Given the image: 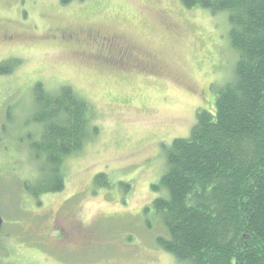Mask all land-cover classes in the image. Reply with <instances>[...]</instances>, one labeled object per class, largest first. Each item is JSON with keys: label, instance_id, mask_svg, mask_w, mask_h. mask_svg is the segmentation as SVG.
<instances>
[{"label": "rangeland", "instance_id": "1", "mask_svg": "<svg viewBox=\"0 0 264 264\" xmlns=\"http://www.w3.org/2000/svg\"><path fill=\"white\" fill-rule=\"evenodd\" d=\"M20 11L17 27L31 35L52 25L101 29L139 47L159 69L110 68L41 37L0 43V61L18 59L0 75V264H177L158 248L160 225L144 210L158 196L152 185L162 173V144L189 135L196 109L214 101L210 88L231 73L224 16L185 9L180 0H0V24L16 25ZM36 83L73 87L99 132L64 159L62 191L31 198L18 184L33 179L27 167L34 163L17 148V134L27 131ZM100 173L108 186L96 185Z\"/></svg>", "mask_w": 264, "mask_h": 264}, {"label": "trees", "instance_id": "2", "mask_svg": "<svg viewBox=\"0 0 264 264\" xmlns=\"http://www.w3.org/2000/svg\"><path fill=\"white\" fill-rule=\"evenodd\" d=\"M180 2L224 16L231 73L210 88L214 101L196 109L189 135L162 144V173L152 185L158 196L144 213L152 211L161 230L155 242L177 264H264V0ZM43 31L34 37L43 38ZM67 46L110 68L150 72L136 62H108L87 44ZM17 62L1 60L0 75L12 73ZM28 116L17 148L30 154L33 179L18 185L31 198L58 193L65 186L64 159L94 140L99 128L87 100L67 84L49 91L36 83ZM94 181L109 185L104 173Z\"/></svg>", "mask_w": 264, "mask_h": 264}, {"label": "flooded vegetation", "instance_id": "3", "mask_svg": "<svg viewBox=\"0 0 264 264\" xmlns=\"http://www.w3.org/2000/svg\"><path fill=\"white\" fill-rule=\"evenodd\" d=\"M22 14L20 11V18L16 20L17 24L10 23L0 24V43L10 45L13 42L26 39L28 36H34L22 31L21 26ZM43 38L51 39L53 41H59L62 43L74 42L77 44H87L91 46L94 54H97L100 58L106 59L108 62L115 63H128L136 62L138 66H141L142 70L155 71L159 69L157 63L151 58L149 54L140 51V48L136 45L126 41L125 39L115 35L104 32L101 29L96 28H74V27H59L52 25L45 29L41 33Z\"/></svg>", "mask_w": 264, "mask_h": 264}, {"label": "water", "instance_id": "4", "mask_svg": "<svg viewBox=\"0 0 264 264\" xmlns=\"http://www.w3.org/2000/svg\"><path fill=\"white\" fill-rule=\"evenodd\" d=\"M1 225H2V218H1V216H0V228H1Z\"/></svg>", "mask_w": 264, "mask_h": 264}]
</instances>
